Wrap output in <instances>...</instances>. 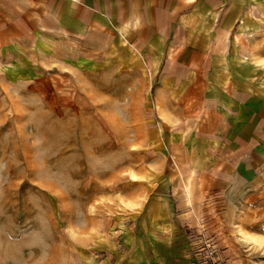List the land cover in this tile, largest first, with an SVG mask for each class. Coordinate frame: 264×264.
I'll use <instances>...</instances> for the list:
<instances>
[{"label": "rangeland", "instance_id": "1", "mask_svg": "<svg viewBox=\"0 0 264 264\" xmlns=\"http://www.w3.org/2000/svg\"><path fill=\"white\" fill-rule=\"evenodd\" d=\"M4 71L0 264H122L136 243L157 241L164 261L264 264V171L256 187L223 172L220 192L207 198L202 186L218 173L186 167L164 139L150 138L156 124L139 77ZM166 190L173 206L197 199V212L211 217L198 220L201 231H148L150 201Z\"/></svg>", "mask_w": 264, "mask_h": 264}, {"label": "crops", "instance_id": "2", "mask_svg": "<svg viewBox=\"0 0 264 264\" xmlns=\"http://www.w3.org/2000/svg\"><path fill=\"white\" fill-rule=\"evenodd\" d=\"M49 69L139 77L156 124L150 138L159 146L164 139L186 167L218 173L202 186L207 198L220 192L223 172L257 186L256 173L264 171V0H0V70ZM167 194L151 199L148 231H201L198 220L211 217L197 212V199L173 206ZM135 247L122 264H194L164 261L162 242Z\"/></svg>", "mask_w": 264, "mask_h": 264}, {"label": "built area", "instance_id": "3", "mask_svg": "<svg viewBox=\"0 0 264 264\" xmlns=\"http://www.w3.org/2000/svg\"><path fill=\"white\" fill-rule=\"evenodd\" d=\"M217 264V263H216Z\"/></svg>", "mask_w": 264, "mask_h": 264}]
</instances>
